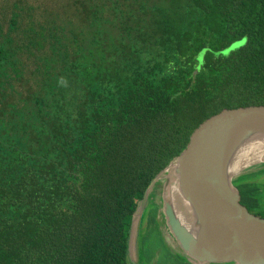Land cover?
<instances>
[{
	"label": "trees",
	"instance_id": "1",
	"mask_svg": "<svg viewBox=\"0 0 264 264\" xmlns=\"http://www.w3.org/2000/svg\"><path fill=\"white\" fill-rule=\"evenodd\" d=\"M19 3L0 24V264H130L138 204L195 129L264 106V0ZM233 183L264 218V171Z\"/></svg>",
	"mask_w": 264,
	"mask_h": 264
},
{
	"label": "water",
	"instance_id": "2",
	"mask_svg": "<svg viewBox=\"0 0 264 264\" xmlns=\"http://www.w3.org/2000/svg\"><path fill=\"white\" fill-rule=\"evenodd\" d=\"M255 143H264V106L223 110L200 124L187 147L151 182L139 202L128 240L129 263L138 264V221L150 191L166 174L162 216L156 219L172 255L184 264H264V218L241 203L233 183L238 174L232 172L239 156ZM259 164L264 165V154ZM175 185L186 205L182 216L173 203Z\"/></svg>",
	"mask_w": 264,
	"mask_h": 264
},
{
	"label": "rangeland",
	"instance_id": "3",
	"mask_svg": "<svg viewBox=\"0 0 264 264\" xmlns=\"http://www.w3.org/2000/svg\"><path fill=\"white\" fill-rule=\"evenodd\" d=\"M17 1L20 2L19 3L20 4V10H23L24 8L26 9L28 6H33V8L35 10V11H33V14L35 13V15H37V16L43 15L41 17H42V19H45V18H48V16H50L52 13H54L56 11H60V12L67 11V12L71 13V11H73V10L69 6V4L75 0H0V24L4 27L5 30L8 28L9 19L11 18V9L10 8L12 7V4L14 2H17ZM22 4H23V7H22ZM36 18L37 17H35L34 19H36ZM259 165L260 166H257V168L255 167L253 169H249L247 171H244L243 173H240L234 179L240 177L241 175H243L245 173H249L251 171L255 172L258 169H261L262 171H264V165L263 164H259ZM165 176H166V174H162L160 176V180L157 182V184L159 186L156 184L154 187L155 190L153 188L150 191L149 203H150V200L154 194L153 200L155 203H157V207H158L156 217L161 215L160 213L162 210V204H161V198L160 197L162 196V189H163V183L165 181ZM149 208H150V206H149ZM149 208H147V210L145 209L146 213L147 212L151 213V210ZM142 218H141V220L138 221V225L136 228V230H137L136 238H138L139 235H141V236L143 235L142 238H144L146 233H148V235H149V233H151L148 237L149 239L147 240V242H149L151 248L155 250L156 248H159L161 246V240L155 231L146 232V229H144L146 227V219L148 220L147 228L150 229L149 218H147L146 215L144 217L142 216ZM135 219L137 220L140 218H139V216H136ZM140 223H142V224H140ZM162 223L163 222L160 223L161 228H162ZM140 228H141V230H140ZM135 247H136V242H135ZM135 250H137V248H135ZM164 255H165V253H164ZM163 259H165L164 256L161 257L160 261Z\"/></svg>",
	"mask_w": 264,
	"mask_h": 264
},
{
	"label": "flooded vegetation",
	"instance_id": "4",
	"mask_svg": "<svg viewBox=\"0 0 264 264\" xmlns=\"http://www.w3.org/2000/svg\"><path fill=\"white\" fill-rule=\"evenodd\" d=\"M147 224H148V220L146 219V227L144 229H146V232H148V230L155 231L161 240V246L154 250L151 248L150 243L147 242V240H145V237L142 238L143 235L142 236L139 235L138 238H136L137 250H135V254H136L135 258L138 264H184L180 261V259H178L176 256L170 253V250L165 244L163 235L160 232L161 230L158 226L157 219L155 222V227H156L155 230L153 229V227H151V229H148ZM145 236L147 235L145 234ZM162 256H164L165 259L160 261Z\"/></svg>",
	"mask_w": 264,
	"mask_h": 264
},
{
	"label": "bare ground",
	"instance_id": "5",
	"mask_svg": "<svg viewBox=\"0 0 264 264\" xmlns=\"http://www.w3.org/2000/svg\"><path fill=\"white\" fill-rule=\"evenodd\" d=\"M263 154L264 143H255L250 145L247 149L243 151V153L239 156L238 160L233 164V174L239 175L240 173H243L244 171H247L249 169H253L255 167L257 168V166H260L259 163L262 161ZM172 197L177 214L180 216L184 215V212H186V205L181 200L177 185L172 187Z\"/></svg>",
	"mask_w": 264,
	"mask_h": 264
}]
</instances>
